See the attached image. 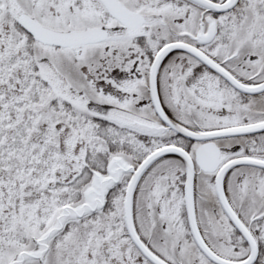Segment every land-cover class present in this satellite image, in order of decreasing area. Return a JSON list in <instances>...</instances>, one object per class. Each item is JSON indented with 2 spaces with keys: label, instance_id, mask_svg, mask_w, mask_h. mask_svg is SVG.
Instances as JSON below:
<instances>
[{
  "label": "snow or ice",
  "instance_id": "6c2138e0",
  "mask_svg": "<svg viewBox=\"0 0 264 264\" xmlns=\"http://www.w3.org/2000/svg\"><path fill=\"white\" fill-rule=\"evenodd\" d=\"M0 264H264V0H0Z\"/></svg>",
  "mask_w": 264,
  "mask_h": 264
}]
</instances>
